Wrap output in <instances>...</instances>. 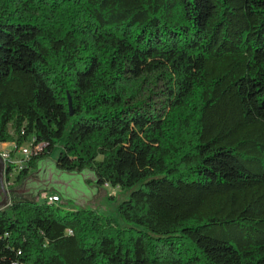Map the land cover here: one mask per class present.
<instances>
[{
  "label": "trees",
  "instance_id": "trees-1",
  "mask_svg": "<svg viewBox=\"0 0 264 264\" xmlns=\"http://www.w3.org/2000/svg\"><path fill=\"white\" fill-rule=\"evenodd\" d=\"M179 52L202 60L178 102L128 104L127 65ZM139 136L150 173L122 178ZM61 141L59 170L129 192L124 226L14 200L0 264H264V0H0V144L41 146L14 185Z\"/></svg>",
  "mask_w": 264,
  "mask_h": 264
},
{
  "label": "rangeland",
  "instance_id": "rangeland-1",
  "mask_svg": "<svg viewBox=\"0 0 264 264\" xmlns=\"http://www.w3.org/2000/svg\"><path fill=\"white\" fill-rule=\"evenodd\" d=\"M202 56L200 53L189 54L179 52L173 55L154 53L147 57L139 67L135 68L131 63L127 65V75L124 85V96L128 104H133L138 100H143L146 105L162 108L163 105H173L184 95L188 89L194 71L200 64ZM141 145L143 153L138 157H132L127 151H134ZM63 142H58L52 153L47 157L49 161L40 162V173L32 177L36 187L39 189L37 194L28 193L13 197L10 195L8 204L14 200H29L42 202L41 195L46 193L41 191V184L47 179L51 180L56 175V169L51 163H55ZM155 147L153 136H139L132 146L124 147V157H122L121 176L122 178L134 180L150 173L152 153ZM13 145L9 149L0 146V155L7 151H12ZM23 157L20 151L14 153V158L20 160ZM51 162V163H50ZM33 172H36L34 170ZM71 189L70 201L62 200L63 207L67 210L92 208L99 214L111 218L117 225L124 226V222L117 213L118 205L128 198L129 192L120 188L112 189L106 186L99 188L92 181L94 175L89 170H84L74 177L66 178ZM43 181V182H42ZM18 186V185H17ZM16 187L8 189H16ZM20 186H18L19 188ZM17 188V189H18ZM2 194L0 191V200Z\"/></svg>",
  "mask_w": 264,
  "mask_h": 264
},
{
  "label": "water",
  "instance_id": "water-1",
  "mask_svg": "<svg viewBox=\"0 0 264 264\" xmlns=\"http://www.w3.org/2000/svg\"><path fill=\"white\" fill-rule=\"evenodd\" d=\"M69 109H70V116L73 115L72 111H71V104L69 102ZM42 161H48L47 159H43L37 162V166H36V172H32L30 175H28L26 178H24L20 184H18V186H20L14 190L12 189H8L6 182H5V172H6V168L4 165V161L0 156V191L2 194V198L0 200V211L3 210V208H5L8 204L10 195H13V197L15 196H19V195H25L28 193H33V194H37L39 192V189L36 187L35 182H33L32 177L35 175H38L40 172V162ZM49 162V161H48ZM51 163V162H50ZM52 165H54V168L56 169V175H58V177H52L51 180L47 179L44 183L41 184L42 188L41 191H49L51 189L56 190L60 195L62 200L64 201H70L72 200L71 198V187L67 182L68 177H74L78 174H80L81 172H65V171H61L56 167L55 163H51ZM94 175V174H93ZM95 178V175H94ZM43 182V181H42ZM94 184H96L97 180L95 178L94 181H92Z\"/></svg>",
  "mask_w": 264,
  "mask_h": 264
},
{
  "label": "built area",
  "instance_id": "built-area-1",
  "mask_svg": "<svg viewBox=\"0 0 264 264\" xmlns=\"http://www.w3.org/2000/svg\"><path fill=\"white\" fill-rule=\"evenodd\" d=\"M40 150H41V146H37V147L32 148L30 144H26V145L21 146L17 150V151H20L21 154L23 155V157L20 160H16L14 158V155L11 156L10 150L7 152H4L3 154L0 155L4 161L5 168H7L8 166L13 167L12 172L10 174V180L8 183H6L7 186L11 187V185L13 184V181H14L16 169L20 170L22 168V166L24 165L22 160L27 159L30 155H32L33 153H36ZM17 151H15V153ZM41 199L43 202H45L47 204L55 205V204L61 203V198L58 195H51L49 193L42 194Z\"/></svg>",
  "mask_w": 264,
  "mask_h": 264
},
{
  "label": "crops",
  "instance_id": "crops-1",
  "mask_svg": "<svg viewBox=\"0 0 264 264\" xmlns=\"http://www.w3.org/2000/svg\"><path fill=\"white\" fill-rule=\"evenodd\" d=\"M11 145H13V144L12 143L0 144V146H2L3 148H7V149H9ZM46 193H49L51 195H58L61 198V195L54 189H51V190L47 191ZM61 202H62V198H61ZM71 209H73V208H71Z\"/></svg>",
  "mask_w": 264,
  "mask_h": 264
},
{
  "label": "flooded vegetation",
  "instance_id": "flooded-vegetation-1",
  "mask_svg": "<svg viewBox=\"0 0 264 264\" xmlns=\"http://www.w3.org/2000/svg\"><path fill=\"white\" fill-rule=\"evenodd\" d=\"M17 185H14V183L11 185V187L10 188H13V187H16Z\"/></svg>",
  "mask_w": 264,
  "mask_h": 264
}]
</instances>
